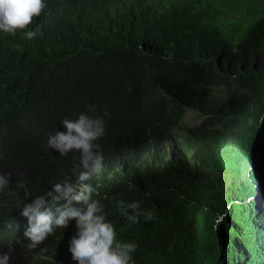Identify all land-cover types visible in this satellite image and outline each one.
Returning a JSON list of instances; mask_svg holds the SVG:
<instances>
[{
  "label": "trees",
  "instance_id": "obj_1",
  "mask_svg": "<svg viewBox=\"0 0 264 264\" xmlns=\"http://www.w3.org/2000/svg\"><path fill=\"white\" fill-rule=\"evenodd\" d=\"M45 2L28 26L33 40L0 32V172L12 174L0 196V248L14 247L10 264H77L68 252L75 221L31 251L15 240L27 226L22 203L79 161L42 141L88 105L109 117L97 142L105 171L87 183L118 239L138 245L135 264H231L235 219L264 172V0ZM188 109L200 121L173 135ZM129 140L134 149L122 152ZM116 200L139 201L156 218L128 227Z\"/></svg>",
  "mask_w": 264,
  "mask_h": 264
},
{
  "label": "clouds",
  "instance_id": "obj_2",
  "mask_svg": "<svg viewBox=\"0 0 264 264\" xmlns=\"http://www.w3.org/2000/svg\"><path fill=\"white\" fill-rule=\"evenodd\" d=\"M46 7L45 0H0V32L15 35L17 31H21L24 39L33 40L37 32L30 30L28 26ZM17 49L23 51L19 45ZM87 109V112H82L76 119L65 118L62 125L42 141L45 150L58 152L62 157L79 154V161H73L71 176H65L63 180L52 184L50 190H45L30 202L22 203L20 216L26 218L27 226L22 237H17L15 242L26 250H34L49 236L54 235L57 229H66L70 226V221H75L76 231L70 239L68 252L77 264H135L132 254L137 251L138 245L118 239L115 224L105 211V204L94 198L96 189L87 183L93 176L105 171L104 155L97 142L106 135V118L109 117L107 111L102 116L91 115L96 111L95 105H88ZM260 122L264 123V115ZM134 144L131 140L121 142L120 149L122 152L128 148L134 149ZM2 158L0 155V159ZM11 176L10 172H0V196L9 193L6 188L11 190ZM72 177H75V183ZM15 187L26 190L27 181L19 180ZM258 189L257 192L260 187ZM104 199L108 197L105 196ZM251 199V204L254 202L258 211L254 217L263 220V198L261 202ZM115 202L118 214L126 218L128 227L138 224L140 217L145 221L156 218L153 211L142 209L139 201ZM7 227L12 228L13 225L9 223ZM18 227L16 224L17 229ZM258 231L256 241L254 237L246 241L248 246L244 249V259L238 258L239 264H257L259 247L256 245L259 244L257 240L260 236L264 242V228ZM14 251L12 244H9L7 252L0 248V264H10ZM47 251L46 247L40 248L41 258H46L44 254ZM239 252L238 256L242 254L241 249Z\"/></svg>",
  "mask_w": 264,
  "mask_h": 264
},
{
  "label": "rangeland",
  "instance_id": "obj_3",
  "mask_svg": "<svg viewBox=\"0 0 264 264\" xmlns=\"http://www.w3.org/2000/svg\"><path fill=\"white\" fill-rule=\"evenodd\" d=\"M199 121H200V119L198 118L195 111L188 109L185 112L183 123L181 125V128H183V130L180 133L176 132V130H172V134L177 135V136L185 134V131L188 128H190L192 125L198 123ZM259 124H260V131H261V133H260L261 134V136H260L261 141L259 142V148L257 150V153H260V152L263 153V151H264V123L259 122ZM175 138L178 139L177 137H175ZM257 174H258V172H257ZM256 177L258 179V175ZM243 182H244V187H245L246 183H247L245 173H244ZM257 186L260 187L259 194L261 195V197L264 200V172L262 173V176L260 177V182L257 184ZM244 187L240 188L239 191L244 189ZM247 188L244 190L243 193H245V195H248V197H249V196L253 195L252 194L253 191H251L250 188H248V190H247ZM255 196H256V193L252 197H255ZM243 200L240 202L242 204L243 203L247 204L248 199L245 201H243ZM256 202H258V201H256ZM259 202H261V201H259ZM253 203H252V207H253ZM252 207L251 206H248V207L242 206L241 216L245 215L244 218L240 219V222H239V220L235 219L234 227L238 226L239 229L236 227V232H234V234L232 235V239H231L232 240L231 241L232 247H231V252H229V259L231 261V264H239V261H238L239 257H241V260L244 259V257H243L244 249L246 248V246H248L246 241H250L253 237L255 238V241H256V239H258L257 234H259L258 230L260 228H264V222H263L264 217H263V220H261V221H260V218H258L257 216L254 217L253 215H251V217H250V212H251ZM256 217L258 218L257 220H256ZM240 230L242 231V234H240L238 232ZM237 239H239V241ZM257 241L259 242V244L256 245L259 247V249H258L259 259H258L257 264H262V262L264 261V250H263L264 249V242H263L262 236H260L259 240H257ZM242 243L244 244V246L241 247ZM240 249L242 251V254L240 256H238L240 253L239 252Z\"/></svg>",
  "mask_w": 264,
  "mask_h": 264
},
{
  "label": "bare ground",
  "instance_id": "obj_4",
  "mask_svg": "<svg viewBox=\"0 0 264 264\" xmlns=\"http://www.w3.org/2000/svg\"><path fill=\"white\" fill-rule=\"evenodd\" d=\"M260 198H261V196H260V194H259V196L256 198V201H258V202L261 201Z\"/></svg>",
  "mask_w": 264,
  "mask_h": 264
},
{
  "label": "water",
  "instance_id": "obj_5",
  "mask_svg": "<svg viewBox=\"0 0 264 264\" xmlns=\"http://www.w3.org/2000/svg\"><path fill=\"white\" fill-rule=\"evenodd\" d=\"M258 195H259V192L256 193V196L253 197V199L256 200V198L258 197Z\"/></svg>",
  "mask_w": 264,
  "mask_h": 264
}]
</instances>
